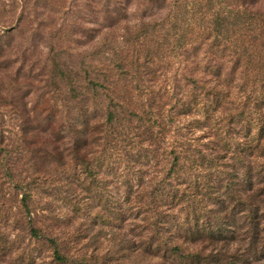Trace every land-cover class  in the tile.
<instances>
[{"label":"trees","instance_id":"1","mask_svg":"<svg viewBox=\"0 0 264 264\" xmlns=\"http://www.w3.org/2000/svg\"><path fill=\"white\" fill-rule=\"evenodd\" d=\"M40 7L68 14L94 60L105 58L71 64L51 46L47 62L26 63L14 37L42 29ZM13 84L23 98L25 87L48 95L30 133L26 105L12 123ZM55 157L85 174V193L91 181L112 226L139 220L144 250L186 247L192 264H234L240 242L264 252V0L1 2L0 172L21 195L30 235L50 249L47 264H91L50 203L41 207L49 191L30 175Z\"/></svg>","mask_w":264,"mask_h":264},{"label":"rangeland","instance_id":"2","mask_svg":"<svg viewBox=\"0 0 264 264\" xmlns=\"http://www.w3.org/2000/svg\"><path fill=\"white\" fill-rule=\"evenodd\" d=\"M3 1L7 0H0V3ZM73 10H76V7ZM27 17L35 19L32 15ZM67 17L68 14L64 11L59 14L56 11L39 8L36 22L42 29L36 34L25 32L14 37L16 46L22 47V52L25 53L26 63L30 60L34 64L47 62L51 46L71 64H77L83 60L87 64H98L100 59L105 58L96 57L94 60L91 40L86 35L76 33L74 26H70V22H67L69 18ZM81 26L85 30L91 25L84 23ZM78 42H84V44ZM11 56L13 61L16 60L15 66L20 64V60L15 57H20L21 54L13 52ZM230 68L231 66H227L226 73L230 71ZM12 74H15V69ZM17 88H19L18 85H12L11 93L13 97H16V102L11 108L12 123L16 127L20 124V116L15 112L22 110L23 104L26 105L30 113H23V118L25 130L30 133L36 119H42L43 122L46 120L44 118L48 113L46 111L48 95H45V90H40L39 86L25 87L29 93L23 98ZM61 125L68 127L64 121ZM63 140L60 142L61 154L65 147ZM66 140V142H72L73 136H68ZM33 148L34 145H31L30 149ZM32 156L29 154L25 159H30ZM31 160L34 161L33 158ZM64 162L66 164L61 165L58 157H55L49 167L38 163L37 168L41 171L32 173L30 170V175L38 177V184L49 191L48 194L43 195L45 199L43 198L41 207L46 206L45 203H50L52 214L56 217L59 214L60 229L65 233L63 237L78 240L76 242L78 250L88 255L91 264H192L185 257L188 252L186 247L179 253L171 252L168 250L169 246L161 242L160 246L157 243L153 247L151 245L150 249L144 250L147 244V233L144 232V235L140 236L138 226L140 223L135 218L127 222H114L116 226H112L108 220L111 215L110 208L105 210V200L92 191L91 181L88 180L91 190L85 193L77 183L79 177L83 178L85 174L83 176L77 174L76 165L70 157L64 159ZM7 174L5 170L0 172V264H31V261L33 264H47V261L51 259L49 257L51 251L40 238L36 239L30 235L27 213L20 206L21 195L15 190ZM56 180L60 181L56 182ZM38 193L41 194L40 191ZM65 197L67 199H64ZM77 207L81 210H77ZM135 212L134 210V217ZM41 215L42 213L38 214L37 218L43 219ZM191 246L198 247L197 244ZM244 246L242 242L234 245L233 256L236 258H234V264H264V252L246 250Z\"/></svg>","mask_w":264,"mask_h":264}]
</instances>
